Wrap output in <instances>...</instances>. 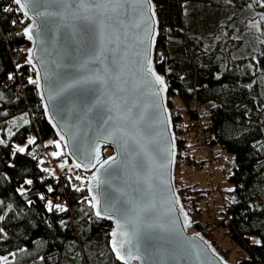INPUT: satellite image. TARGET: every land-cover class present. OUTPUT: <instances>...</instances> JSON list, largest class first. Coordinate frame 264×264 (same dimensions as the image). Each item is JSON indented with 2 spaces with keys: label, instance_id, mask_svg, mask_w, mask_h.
Returning <instances> with one entry per match:
<instances>
[{
  "label": "water",
  "instance_id": "water-1",
  "mask_svg": "<svg viewBox=\"0 0 264 264\" xmlns=\"http://www.w3.org/2000/svg\"><path fill=\"white\" fill-rule=\"evenodd\" d=\"M12 1L27 20L26 60L43 115L85 174L94 215L111 223L115 259L233 264L194 228L176 184L178 142L167 77L155 63L154 0Z\"/></svg>",
  "mask_w": 264,
  "mask_h": 264
},
{
  "label": "trees",
  "instance_id": "trees-1",
  "mask_svg": "<svg viewBox=\"0 0 264 264\" xmlns=\"http://www.w3.org/2000/svg\"><path fill=\"white\" fill-rule=\"evenodd\" d=\"M154 2L160 17L155 63L168 81L178 156L190 147L182 137L180 114L173 112L175 96L186 102L192 98L214 102L210 111L215 142L232 158L233 188L223 190L217 215L204 207L209 215L206 221L200 216L199 201L211 193L206 189L179 188L183 203L194 228L218 248L212 236L219 231L238 246L233 264H264V42L251 31L252 37L236 40L232 33L244 26L238 17L215 30L214 25L204 29L206 22L183 15L186 4L212 3L213 7L214 0ZM26 22L12 0H0V248L34 249L39 244L36 264H121L109 247L111 223L94 215L86 183L77 186L70 172L46 173L30 154L38 138L55 135L43 115L26 60L28 42L22 33ZM169 40L176 45L170 47ZM7 80L12 81L4 87ZM19 82L24 91L21 98L15 92ZM27 105L36 120L7 136L8 118ZM16 145L23 151L13 153ZM110 150L106 147L104 153ZM62 200L64 206L59 204Z\"/></svg>",
  "mask_w": 264,
  "mask_h": 264
},
{
  "label": "rangeland",
  "instance_id": "rangeland-1",
  "mask_svg": "<svg viewBox=\"0 0 264 264\" xmlns=\"http://www.w3.org/2000/svg\"><path fill=\"white\" fill-rule=\"evenodd\" d=\"M216 3L215 6L211 7L212 3H198L193 2L190 4H186L183 6V15H186L193 22L197 20H203L205 25L203 24V28H207V24L214 25L215 30L221 26L224 22L234 19V17H238L239 19L244 20V26L242 28L236 29L234 32L232 30V34L236 37V40H240L243 37L253 35L248 31L256 34V39L264 42V0H246L245 2L239 4L232 0H214ZM258 9V10H257ZM159 17V14H158ZM202 21V22H203ZM160 22V17H159ZM169 46L173 47L175 44L174 41L169 40ZM28 49V48H27ZM237 53V51H235ZM32 70V68H31ZM33 73V70L32 72ZM34 77V74H33ZM35 84V79H34ZM172 108L173 112L179 114L177 112L178 109H181L182 118L185 123H180L179 126L182 128V132H186L188 130V112H187V102L182 100L180 97L175 96L172 98ZM175 107L177 109H175ZM181 117H179L180 119ZM36 117L33 113L31 107L27 105V107L22 111L15 115H11L8 118V128H7V136H10L16 128L21 126L22 124L35 121ZM32 141V139H31ZM23 147V146H21ZM20 146L16 145L12 147V152L15 153L16 150L23 149ZM30 154H32L36 160L38 161L39 166L46 173L51 175L58 174V171L65 168L68 173L70 172L76 179L80 180L82 183H86L85 174L79 172L78 169L72 164V162L66 157L63 147L60 141L54 136L46 139H39L38 141L33 143L30 148ZM222 155H228V152L221 147L220 149ZM110 151L107 153L109 154ZM64 154V155H63ZM195 160L200 161L202 157V152L199 150L187 149L183 153L181 159L183 158L184 162H180L177 164L176 170V184L178 188H184L187 186L194 187L196 186L199 189H207L208 183L213 182L218 187L219 195L212 193L211 196L214 197V208L215 213L217 215L220 207L222 206L223 199V190L233 188V184L229 181V173L222 175V160H215L213 162L214 170L217 173L218 180H209V171L208 166L203 165V167H199ZM179 157V156H178ZM179 157V158H180ZM192 161V164L188 163V160ZM74 178V179H75ZM189 203V200H186ZM64 201L62 200L59 204L64 206ZM200 206H202V212L200 214L201 218L206 221L207 215H209V209L204 207L203 201H199ZM2 206V203H0ZM215 215V217H216ZM217 230H221L222 228L216 227ZM227 235L220 232H215L213 234V238L216 239L219 245V249L225 252V256L230 261H234L235 258L239 255V248L236 246L231 240L226 237ZM256 239V237H255ZM39 244L34 249H24L21 247H12L1 249L0 248V264H36L35 259L38 258L39 252Z\"/></svg>",
  "mask_w": 264,
  "mask_h": 264
},
{
  "label": "built area",
  "instance_id": "built-area-1",
  "mask_svg": "<svg viewBox=\"0 0 264 264\" xmlns=\"http://www.w3.org/2000/svg\"><path fill=\"white\" fill-rule=\"evenodd\" d=\"M15 77H13L14 79ZM12 80H7L3 85H9ZM15 92L18 97L24 96V91L21 83L15 85ZM214 102L212 100H199L198 98H192L187 102V112H188V130L182 132L183 139L186 141L187 145L191 150L196 149L202 152V159L200 163L208 166L209 180H218L217 173L214 170L213 162L215 160H222V175H225L231 170L232 158L229 155L221 154V146L215 142V135L212 130V118H211V108H213ZM177 112L181 114V109ZM194 113V115H191ZM180 123H185L184 119L180 118ZM68 174V171L63 168L58 171L57 175ZM75 184L80 186L81 182L75 179ZM218 185L213 182L208 183L207 190L215 193L218 190ZM204 205L212 207L213 197L211 194H207L203 198ZM220 233V231L218 232Z\"/></svg>",
  "mask_w": 264,
  "mask_h": 264
},
{
  "label": "snow or ice",
  "instance_id": "snow-or-ice-1",
  "mask_svg": "<svg viewBox=\"0 0 264 264\" xmlns=\"http://www.w3.org/2000/svg\"><path fill=\"white\" fill-rule=\"evenodd\" d=\"M15 3L18 4V5H21V7H25L26 5L25 4H22L21 3V0H15ZM31 38V37H29ZM153 75H155V73H153ZM155 79L161 84L163 85V78L160 77V76H155ZM20 151H23V149H20ZM28 183H31V181H29ZM98 216L101 214L100 211H97L96 213ZM119 254V253H118Z\"/></svg>",
  "mask_w": 264,
  "mask_h": 264
}]
</instances>
